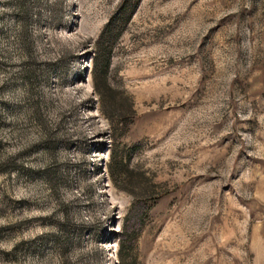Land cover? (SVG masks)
<instances>
[{"label": "rangeland", "instance_id": "rangeland-1", "mask_svg": "<svg viewBox=\"0 0 264 264\" xmlns=\"http://www.w3.org/2000/svg\"><path fill=\"white\" fill-rule=\"evenodd\" d=\"M121 251L264 264V0H0V264Z\"/></svg>", "mask_w": 264, "mask_h": 264}, {"label": "trees", "instance_id": "trees-1", "mask_svg": "<svg viewBox=\"0 0 264 264\" xmlns=\"http://www.w3.org/2000/svg\"><path fill=\"white\" fill-rule=\"evenodd\" d=\"M108 66H109V60L107 59L102 63V65L97 66L96 73H95V79H94V89L96 90V93L98 94L102 103L105 101L107 94L110 91L108 87V78H107ZM122 252L123 251L119 253L120 258H121L120 264H126L122 256Z\"/></svg>", "mask_w": 264, "mask_h": 264}]
</instances>
